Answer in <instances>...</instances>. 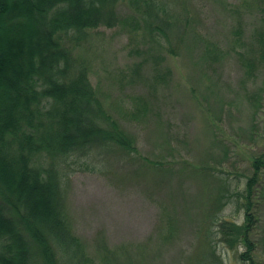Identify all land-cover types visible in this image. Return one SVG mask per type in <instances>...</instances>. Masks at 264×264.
<instances>
[{"label":"rangeland","instance_id":"1","mask_svg":"<svg viewBox=\"0 0 264 264\" xmlns=\"http://www.w3.org/2000/svg\"><path fill=\"white\" fill-rule=\"evenodd\" d=\"M157 1L172 22L161 42L121 5L124 22L65 36L137 150L67 163L64 211L79 246L63 264H243L222 225L243 223L235 194L264 149L258 0ZM260 214L264 261V198Z\"/></svg>","mask_w":264,"mask_h":264},{"label":"trees","instance_id":"2","mask_svg":"<svg viewBox=\"0 0 264 264\" xmlns=\"http://www.w3.org/2000/svg\"><path fill=\"white\" fill-rule=\"evenodd\" d=\"M120 5L134 10L155 42L167 36L172 22L157 0H0V264H63L79 246L64 211L67 163L95 149L137 150L133 135L107 110L89 65L77 64L67 44L72 36L80 41L88 30L124 22ZM256 5L254 66L264 63V0ZM239 55L250 58L245 49ZM251 168L235 194L244 221L222 227L243 247V264H264L256 238L264 149Z\"/></svg>","mask_w":264,"mask_h":264}]
</instances>
